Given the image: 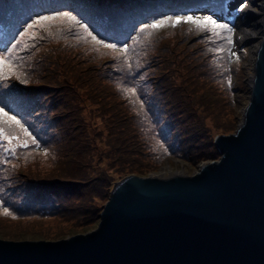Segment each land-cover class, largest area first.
<instances>
[{
  "label": "rangeland",
  "instance_id": "1",
  "mask_svg": "<svg viewBox=\"0 0 264 264\" xmlns=\"http://www.w3.org/2000/svg\"><path fill=\"white\" fill-rule=\"evenodd\" d=\"M12 1L0 0V10ZM21 1L24 6L33 4ZM44 1L57 4V0ZM35 22L21 41L29 58L21 73L33 76L32 82L27 86L16 76L9 91L35 112L34 122L33 128L22 124L30 137L14 125L4 126L6 133L18 136L27 147L19 151L16 141L8 147L6 140L2 146L0 236L68 239L98 230L103 208L119 180L165 177L171 165L198 173L202 166L220 161L216 138L237 133L241 127L257 60L253 45L236 54L238 19L232 44L228 32L219 30L214 35L183 21L150 28L141 39L140 55L147 57L151 67L153 106L161 108V121L170 137L167 146L175 145L172 154L158 129L144 119L157 113L144 114L139 91L133 95L106 78L110 60L101 54H110L109 48L94 41L80 47L56 38L54 31L63 29L68 36L73 29L67 28V19ZM200 35L230 44L231 63L217 64L202 56L196 37ZM35 43H40L39 49L32 53ZM31 89H40L44 98L39 101L23 94ZM43 137L46 140L39 145L37 140Z\"/></svg>",
  "mask_w": 264,
  "mask_h": 264
},
{
  "label": "water",
  "instance_id": "2",
  "mask_svg": "<svg viewBox=\"0 0 264 264\" xmlns=\"http://www.w3.org/2000/svg\"><path fill=\"white\" fill-rule=\"evenodd\" d=\"M256 63L244 120L216 138L217 163L119 180L98 230L0 236V264H264V0L238 18L237 53Z\"/></svg>",
  "mask_w": 264,
  "mask_h": 264
},
{
  "label": "trees",
  "instance_id": "3",
  "mask_svg": "<svg viewBox=\"0 0 264 264\" xmlns=\"http://www.w3.org/2000/svg\"><path fill=\"white\" fill-rule=\"evenodd\" d=\"M31 1L33 4L24 6L21 0H14L10 7L0 10V32L12 29L13 27L17 31L22 30L18 41L9 53L10 56L4 60L6 63L10 62L14 66V71L9 72L6 67L0 65V88L3 92L6 93L11 90L10 84L15 80L16 76L22 79V82L26 83L27 86L32 82L33 76L29 78L21 73L24 64L29 60L26 49L21 48V41L24 40L23 34L25 30L39 17L65 13L67 16L75 17L80 23L68 20L66 23L67 28L73 27L70 30V34L65 36L63 29L62 31L55 29V37L60 40L62 37L71 44H79L80 47L92 44V41H94L92 36H95L96 40L101 41L99 44L94 41L99 46L104 47L105 44L115 45V49L109 48L110 54H101V56L109 57L110 60L107 65L106 78L108 81H112L119 89H125L129 92L134 88L139 91L144 114L150 116L157 113L152 117H145L144 119L154 129H158L161 140L164 138L166 140L164 143L167 146L170 143V137L166 132L167 128L161 121L163 117L161 108L160 106L158 108L153 106L154 90L149 78L150 62H147V57L140 55L141 39L144 33H147L150 29L146 25L167 20L168 18L186 17L195 12H201L205 17L221 14V11L227 10L229 2L235 0H59L64 2L63 5H60L58 0L57 4L56 1L52 4H48L49 2L44 0ZM26 2L28 3V0ZM74 25L78 29H75ZM85 27L87 28V32L85 31ZM141 29L144 30L141 31ZM222 31L224 33L227 32L226 30ZM89 32L92 34L91 36L88 35ZM196 37L202 46V56L213 58V61L217 64L231 63L232 48L230 44L225 45V42H215V40L206 39L202 35ZM31 44L32 42L28 45ZM39 44L35 43L30 48V52L36 53L37 49H39ZM124 48L128 49L127 53L122 51ZM114 51H116V54ZM46 52L49 51L46 49ZM119 52H122V54ZM59 60L63 59L59 57ZM34 72L35 69L32 74ZM23 94L26 97L39 101L45 96L40 92V89H31ZM21 113L29 118H33L35 114V112H31L29 108L26 109L24 106ZM155 135L158 136V134ZM45 140L46 138L43 137L42 139H38L37 143L40 145ZM167 147L169 153L175 152L174 144ZM31 150L33 149H28V151ZM19 151L25 150L20 146ZM0 153L2 154L1 149ZM1 160L2 156L0 163ZM43 206L45 207L46 205ZM52 210L47 211V213Z\"/></svg>",
  "mask_w": 264,
  "mask_h": 264
},
{
  "label": "snow or ice",
  "instance_id": "4",
  "mask_svg": "<svg viewBox=\"0 0 264 264\" xmlns=\"http://www.w3.org/2000/svg\"><path fill=\"white\" fill-rule=\"evenodd\" d=\"M246 7H247V5L245 4L243 8H239V11L242 12L244 10V8H246ZM63 19L71 20L75 23H80L79 21L76 20L75 17H70L67 15H65L63 17H43L40 21H36L35 23L37 25H40V24H45L49 21L63 20ZM182 21L186 22V23H190V24H195L198 28L210 30L212 32V34H214V35H219L220 34L219 30H226L229 33V36H228L229 43L230 44L233 43V40H232L233 29L231 27H229V25H227V24L218 23L216 20L212 19L211 17L199 19V18H193L191 16H188V17H179L175 21H173L172 18H168L167 20L157 21L155 23L146 25V27L152 28V29H158V28H161V27L168 25L169 23H172L173 25H175V24H179ZM31 27L32 26H30V28ZM143 30L144 29H141V31H143ZM85 31L87 32L86 27H85ZM88 35L91 36L92 34L89 32ZM92 39L97 44L101 43V41L96 40L95 36H92ZM104 47L115 49L116 46L112 45V44H105ZM122 51L124 53H127L128 49L124 48V49H122ZM237 59H239V57H237ZM0 65L6 67L9 70V72L14 71V66L10 62L6 63L2 58H0ZM5 75H7V73H5ZM130 91L132 92L133 95H135L136 90L134 88L131 89ZM12 125L18 127L27 136H29V137L31 136V133H29L28 130L26 128H24V126L21 124V122L19 120L16 119L15 116H10L3 109H0V138L6 140L9 144H12L13 141H16L19 144V146L27 147L26 142L20 143V138L18 136L5 132L4 126H12ZM32 142L35 143V140L33 139ZM11 150L15 151V149H11ZM6 214L10 215V213H7V212H6Z\"/></svg>",
  "mask_w": 264,
  "mask_h": 264
},
{
  "label": "bare ground",
  "instance_id": "5",
  "mask_svg": "<svg viewBox=\"0 0 264 264\" xmlns=\"http://www.w3.org/2000/svg\"><path fill=\"white\" fill-rule=\"evenodd\" d=\"M245 10H246V9H245ZM202 167H203V166H202ZM202 167H201V168H202Z\"/></svg>",
  "mask_w": 264,
  "mask_h": 264
}]
</instances>
